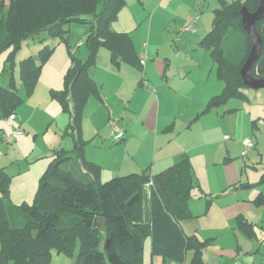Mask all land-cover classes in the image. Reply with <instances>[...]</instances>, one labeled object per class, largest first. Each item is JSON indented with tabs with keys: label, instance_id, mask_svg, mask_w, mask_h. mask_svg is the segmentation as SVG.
<instances>
[{
	"label": "trees",
	"instance_id": "1",
	"mask_svg": "<svg viewBox=\"0 0 264 264\" xmlns=\"http://www.w3.org/2000/svg\"><path fill=\"white\" fill-rule=\"evenodd\" d=\"M6 1L0 0V54L10 50L7 66L16 67V56L23 43L42 38V34L58 38L73 52V65L65 75L64 88L52 91V95L70 115L62 136L71 137L75 144L72 151H54L32 206L10 202L12 176L0 169V264H50L53 247L74 257V264H145L147 240H151L153 257L185 264L188 251L193 250L192 263L202 264L200 260L208 242L201 243L196 237L186 235L182 226L184 220L195 218L188 205L192 191L197 188L204 192L195 184L188 156L155 175L145 170L106 182L97 174L101 167L84 158L88 141L79 133L83 130L89 96L98 93L89 72L100 49L104 47L110 52L116 67L123 62L135 68L143 67L131 34L112 29L127 0H8V6ZM223 2L214 11L212 30L200 42L202 49L210 51L216 76L224 83L222 93L211 99L204 114L232 99L248 98L243 90L248 86L241 70L252 42L242 27L241 10L245 7L255 12L260 0ZM86 22L92 27L88 38L73 47L66 26ZM256 28L263 49L252 76L264 79V20L257 22ZM84 45L87 57L76 58ZM53 51L46 44L39 56L20 61V81L30 95ZM22 102L14 81L0 89L4 118L16 114ZM73 158L75 162L70 163ZM261 183H264V169ZM251 186L243 184L242 188ZM263 200L260 192L254 202L262 204ZM212 202V197L207 200L206 211ZM237 226L246 236H256L254 224L244 216L238 217Z\"/></svg>",
	"mask_w": 264,
	"mask_h": 264
},
{
	"label": "crops",
	"instance_id": "2",
	"mask_svg": "<svg viewBox=\"0 0 264 264\" xmlns=\"http://www.w3.org/2000/svg\"><path fill=\"white\" fill-rule=\"evenodd\" d=\"M138 1L137 7L129 11V14H125L123 18L120 15L125 9L121 12L117 22L112 25V29L116 32H128L133 39V31L130 28L137 24L138 18L147 20L150 27L148 44H145V41H134V39L133 42L137 53L141 55L146 52L148 59L142 68L132 67L125 62L116 67L111 62L110 52L104 47L100 49L96 62L89 72L96 82L98 93H92L89 96L84 109L85 112L89 105V140H84L88 141L89 145L93 143L94 148L100 150L106 159L113 161L115 167L107 173L112 174L111 179L132 173H142L145 170H150V173L155 175L178 163L184 156H188L194 169L195 184L201 186L204 192L198 190L199 193L193 196L194 190L192 191L188 205L195 218L184 220L182 226L186 235L196 237L201 243L208 242L200 263L210 264L213 260L212 264H217L219 258L220 264H236L235 260L238 258L244 264H250L245 261L249 259L252 260L251 264L260 262L264 264V256L257 262L254 258H245L250 257L253 251L249 252L250 250L244 247L248 246L246 238L250 240L253 238L243 235L237 226L239 216H245L250 221L249 212L253 210L252 201H255L260 192L254 190L253 193L244 197L242 191L245 190L238 186L242 182L236 179L232 171L226 169L222 176H218L219 172L211 170L215 169V166L228 165L234 161L232 142H227L225 139L227 135H224L228 130L226 128L223 130L220 126L223 118L221 107L224 109V117L231 112L226 109L227 103L213 109L210 113H203L211 99L220 95L224 89L222 81L216 76L214 63L209 71L202 69L201 62L192 59L184 64L173 63L174 58H182L177 56L180 53L179 49L175 50L171 47L172 51H170L159 48L157 43L153 44L157 42L158 36L163 40L164 35L175 38L177 33L179 44L176 47L184 46L190 51L200 50V42L212 30L214 11L224 4L223 1L231 3L234 0ZM193 16H199L196 32L188 34L180 31L182 27L185 28L189 24ZM156 21L159 22L158 25H154ZM182 38L183 43L180 42ZM83 47L86 48L85 45ZM28 56L32 55L21 57V60ZM69 66L66 60L59 62L57 67L53 66L54 77L51 79L52 84L47 86L48 95L51 90L61 91L64 88L63 77L71 67ZM193 80L195 86H201L190 89L189 85L193 83ZM35 95L36 91L32 97ZM44 104L45 113L48 114L52 103L48 104L45 101ZM17 114L16 112L14 123L19 121ZM22 123L19 121V129ZM114 125L125 134L123 141L119 143L113 141L109 134ZM62 135L63 131L58 140L53 139L50 145L48 151L50 163L55 150L72 151L74 149L75 142L72 138ZM66 139H71L73 142L71 150L63 146ZM253 151L251 150L249 154ZM89 160V162L93 161L92 163L99 162L92 151L89 152ZM73 162H75L74 158L70 160V163ZM0 169L7 171V165L0 162ZM229 192L230 195H227ZM210 196L213 202L206 211ZM254 230L258 239L259 233L256 229ZM259 240L263 248L259 247L258 250L264 251L262 244L264 233ZM190 252L192 254L190 262L186 257L185 264H193L195 252L188 251ZM72 258L74 261L72 264H74L75 258ZM144 259L145 264H177L163 257H153L151 240ZM225 260L227 262L223 263Z\"/></svg>",
	"mask_w": 264,
	"mask_h": 264
},
{
	"label": "rangeland",
	"instance_id": "3",
	"mask_svg": "<svg viewBox=\"0 0 264 264\" xmlns=\"http://www.w3.org/2000/svg\"><path fill=\"white\" fill-rule=\"evenodd\" d=\"M131 1L127 0V5L123 8V10H125H122L123 12L121 11L122 14L120 12L121 15L119 14L121 18H123L125 14H129V11L135 9L137 4H139L138 0ZM6 6H8V0L6 1ZM143 19L144 18L142 17L138 18L137 24L130 29L133 31L134 41H145V44H148L150 27L149 22ZM116 22L117 20L113 23V25ZM158 24L159 22L156 21L154 25ZM66 29L70 30V43L74 47L79 41H86L92 27L89 22L71 23L66 26ZM180 31L186 32L184 27H182ZM177 32L179 31L177 30ZM187 33L190 34V32ZM42 36V38L30 39L29 42L23 43L22 48L17 53V65L14 68L7 66L6 63L10 50H6L0 54V89L1 87H9L10 83L14 81L23 99L22 104L18 107V109H16L19 121L23 122L21 129H19L22 133L15 136V140L11 143V145H9V143L7 144L4 136L12 135L13 129L8 125V118H4V112L0 106V162L7 165V173L12 176L9 200L11 203L16 205L32 206L35 203L39 193L40 180L50 165L51 159L48 157L50 155L48 152L50 145L53 143V139L58 140L57 138L60 137L62 131H64L67 127L68 121H70L69 113L64 112L60 103L53 98L52 90L49 92V95L47 94V86L52 84L51 79L54 77L52 74L54 73L52 71L53 66L57 67L59 62L62 63L65 62V60L67 64H70V66L73 65V52L72 50H69L66 43H61L58 38H53L45 34H42ZM177 36V33L175 34V38L170 37L169 35H164L163 40H161L158 36L157 42H154L153 44L157 43L159 48H166V50L170 51H172L171 47L175 50L176 48L179 49L180 53H178L177 56H180L183 59L174 58L173 63L176 62L184 64L192 59L197 62H201L202 69H205L206 71H209L211 67L214 66L210 51H205L201 48L200 50L193 49L190 51V49L185 48L184 46L182 48L176 47L179 44L177 43ZM180 42L183 43V38ZM46 44L54 49V51L45 63L44 70H42L43 74L41 73L42 77L40 76L34 92L30 95L20 82L19 64L21 57L23 58L27 55H32L34 57L39 56L40 50ZM82 56H87V49L84 47L81 49L76 58H81ZM37 63L38 65L40 64L39 59L37 60ZM65 75L62 82L63 85ZM194 84L195 82L193 80V83L189 85L190 89L201 86H195ZM221 84L224 87V83L221 82ZM153 85L156 86L155 84ZM152 89H154V87ZM243 90L248 96L247 100H230L226 104V109L231 112L230 114L228 113L225 115V117L224 109L222 107L220 109L221 117H223L220 121V126L221 129L224 130V128H226L228 130V132H225L224 135H227L229 138L227 139L225 136L227 142H232L231 147L234 153L232 157L234 161L228 164L231 166L221 164L219 167L215 166V169L211 170L216 173L219 172L218 176H222L223 171L226 169L232 171V173L235 174L236 179H239V181L242 182L238 186L242 190H245L242 191L244 197L256 190L262 193L264 199V183H261V175L264 169V89L255 90L249 87H244ZM35 91L36 95L32 97ZM45 101H47L48 104L50 102L52 103L48 114L45 113ZM170 106L171 105H169V107ZM83 120V130L79 133V135L82 133L84 139L89 140V105L84 112ZM19 121L16 123L13 122V125L16 128H18ZM254 122L257 124H254ZM110 133L111 130L109 131V134ZM254 134H256V136H254ZM245 139H250L257 145V148L253 149L254 151L248 155H245V147L242 144ZM72 140L66 139L64 141L63 146H66L65 148L67 150H71L73 148L74 140L73 142ZM81 143L83 142L81 141ZM91 151L99 161L95 163L101 167V170L97 171V174L100 176V180L102 182H106V180L108 181L111 179L110 176L112 174L107 173L113 170L115 164L113 161L106 159V156H104L100 150L94 148L93 143L89 145V142L84 146V158L87 162L90 161L89 152ZM232 166H234V168H232ZM243 184H249L252 186L242 188ZM198 193V189H194L193 196ZM227 195H230V192ZM252 203L253 210L249 212V219L254 224V228L259 233V237H261L264 233V200L262 204H257L254 201H252ZM243 235L246 234L243 233ZM259 237L256 239V233V236H254L252 240L246 238L248 246L244 247L247 250H250L249 252L253 251L251 252L250 257L245 258H254V261L256 262L258 259H263L262 256H264V251L261 249L258 250L259 247H262ZM1 247L2 244L0 241V250ZM149 247L150 240H148L145 245L146 253ZM191 255V252L188 253V262H190ZM208 258L212 259L210 256H208ZM212 261L213 260L210 261V264H212ZM235 261L236 264H244L242 260H239L238 258ZM245 261L246 263H252L251 259ZM73 262V258L70 254L63 251L59 252L56 247L52 248L50 264H72ZM226 262L227 260L223 263ZM260 263L262 264V262ZM217 264H220L219 258Z\"/></svg>",
	"mask_w": 264,
	"mask_h": 264
},
{
	"label": "water",
	"instance_id": "4",
	"mask_svg": "<svg viewBox=\"0 0 264 264\" xmlns=\"http://www.w3.org/2000/svg\"><path fill=\"white\" fill-rule=\"evenodd\" d=\"M242 27L252 42L251 52L244 64L241 75L244 84L251 89H264V79L252 76V69L256 65L263 49V40L257 31L256 24L264 20V0H260L259 7L255 12H249L245 7L241 10Z\"/></svg>",
	"mask_w": 264,
	"mask_h": 264
},
{
	"label": "built area",
	"instance_id": "5",
	"mask_svg": "<svg viewBox=\"0 0 264 264\" xmlns=\"http://www.w3.org/2000/svg\"><path fill=\"white\" fill-rule=\"evenodd\" d=\"M199 20L198 16H193L190 18L189 20V24L184 28V30L186 32H190V33H195L196 32V25L197 22ZM83 43L80 42L79 45L81 46ZM148 59L146 52H144L143 54L140 55V61H141V65L144 66L146 60ZM14 120H16V114L11 115L8 118V125L12 127L13 129V134L10 136H5V141L9 144L13 143L15 140V136L17 134H21L22 132L19 130V128H16L13 125ZM125 134L123 132V130H121L118 126L114 125L111 129V133H110V137L113 139V141H122V139L124 138ZM227 139H229L226 136ZM243 145L245 146V154H247L250 150H252L254 148V143L252 140L250 139H245L243 141ZM264 245V241L262 243Z\"/></svg>",
	"mask_w": 264,
	"mask_h": 264
}]
</instances>
